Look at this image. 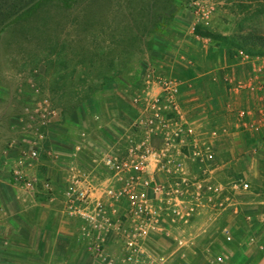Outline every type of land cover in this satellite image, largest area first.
Returning a JSON list of instances; mask_svg holds the SVG:
<instances>
[{
    "label": "crops",
    "instance_id": "crops-1",
    "mask_svg": "<svg viewBox=\"0 0 264 264\" xmlns=\"http://www.w3.org/2000/svg\"><path fill=\"white\" fill-rule=\"evenodd\" d=\"M183 1L168 4L149 28L143 22L153 19L152 13L146 19L130 17L137 32L130 38L117 32L112 16L96 27L100 32L89 58L76 47L59 49L76 36L70 29L59 34L60 44L48 55L50 66L29 78L31 88L23 73L0 78V264H91L82 220L66 209L65 192L78 180L98 201L106 199L110 186L121 184L107 160L124 156L136 125L163 94L160 79L179 84V107L166 128H157L155 145L166 148L173 161L158 170L155 182L170 189L186 177L190 186L176 200L177 214L167 211L171 196L163 193L164 211L149 223L128 218L123 205L114 206L102 264H159L161 251L179 242L182 231L211 230L214 214L233 217L250 210L264 236V144L257 130L264 128V93L239 88L254 71L232 58L234 49L245 48L229 44L234 40L260 50L264 33L247 28L246 13L225 20L214 0ZM197 4L207 11H197ZM128 5L114 1L112 13ZM146 9L153 10V3L147 2ZM197 26L216 38L208 43L198 38ZM243 108L249 113L245 125L237 116ZM181 122L193 128L204 150L211 148L214 159L194 154L191 142L177 143ZM30 148L41 156L28 171L53 183L52 201L32 199L11 179L15 167L28 165ZM162 161L153 164L160 167ZM230 175L251 189L236 187ZM256 249L252 264H264V241Z\"/></svg>",
    "mask_w": 264,
    "mask_h": 264
},
{
    "label": "rangeland",
    "instance_id": "rangeland-1",
    "mask_svg": "<svg viewBox=\"0 0 264 264\" xmlns=\"http://www.w3.org/2000/svg\"><path fill=\"white\" fill-rule=\"evenodd\" d=\"M37 1L39 0H0V78L15 72L23 73L27 75V88H31L29 78L34 76L36 70L45 71L50 66L52 60L48 55L54 50V46L60 44L55 38L59 34L68 33V29L69 33L76 36L61 42L59 49L68 51L71 47H76L83 50L85 57L89 58L94 56L95 48L92 46L95 45V35L100 32L96 27L107 23L112 16L117 32L130 38L137 33L136 30L132 31L130 17L146 19L152 13L153 19L143 22L145 28H149L156 23V16L166 12L168 4L185 3L183 0H42L30 17L13 22L15 18L25 15ZM114 1L121 5L128 2L129 5L112 13L111 5ZM214 1L221 9L220 16L225 20L229 21L231 17H240L241 13H246L244 21L247 28L252 27L264 33V0ZM147 2L153 3V10L146 9ZM256 10L258 11L255 12ZM3 23L9 24L1 28ZM194 34L216 38L214 34L204 33L198 26L194 28ZM229 44L232 48L243 47L253 53H264V48L253 49L249 45L236 44L234 40H230ZM39 81L42 83L40 85L45 83L41 77ZM31 161L27 160L30 166L33 162H38ZM230 177L231 180L239 179L233 178L234 175ZM251 187L249 183L247 189ZM243 213L244 210H241L233 217L213 213L210 220H215V224H212L213 228L210 227L208 232L182 231L178 236L179 242L161 251L164 261L160 260L159 264H252L256 247L263 243L264 236L260 234V223L252 211Z\"/></svg>",
    "mask_w": 264,
    "mask_h": 264
},
{
    "label": "built area",
    "instance_id": "built-area-1",
    "mask_svg": "<svg viewBox=\"0 0 264 264\" xmlns=\"http://www.w3.org/2000/svg\"><path fill=\"white\" fill-rule=\"evenodd\" d=\"M197 11L203 13L207 10L203 5H195ZM206 43L211 41V36L197 35ZM232 58L235 62H242L247 68L253 69V73L248 80L239 81L240 89H250L258 93H264V53H253L242 48L234 49ZM160 86L163 94L156 98L148 108V114L136 125L135 135L131 137L125 147L124 156L121 158H109L108 164L118 177H122L121 184L110 186L105 190V200L92 201L89 188L79 187L78 180L65 192V207L76 218L82 220V237L86 246L91 264H102L106 259V237L109 228L112 226V217L109 211L117 205H123L125 215L143 223H149L158 218L161 211H164L161 199L163 193L167 192L171 200L167 201L166 209L171 213H178L179 204L177 199L183 196L189 186L190 181L184 177L179 183L170 189L164 182H155V174L158 170H166L173 161L166 148L156 147L158 137V127L166 128V122L173 117L179 107L177 93L179 84L168 79H160ZM135 103H139L138 97L134 98ZM248 110L238 111V122L245 125L248 117ZM261 141L264 144V128L260 129ZM180 136L177 143L191 142V150L194 154L203 153L208 159H214V152L209 146L204 150L195 142L193 128L186 122H181L179 126ZM212 135L217 137L218 130L213 129ZM41 154L39 149H31L26 154V160H38ZM163 160V161H162ZM161 162L160 167L153 162ZM32 162V161H31ZM154 165L153 170L149 166ZM28 165H19L11 172L12 181L24 189L26 195L40 203L49 202L54 199L55 188L49 179L34 176L29 173ZM236 187L248 188L249 183L240 179L232 180ZM194 209L190 211V216Z\"/></svg>",
    "mask_w": 264,
    "mask_h": 264
},
{
    "label": "trees",
    "instance_id": "trees-1",
    "mask_svg": "<svg viewBox=\"0 0 264 264\" xmlns=\"http://www.w3.org/2000/svg\"><path fill=\"white\" fill-rule=\"evenodd\" d=\"M41 1L42 0L37 1L32 7H30V9L25 13V15H22V16H19V17L15 18L13 20V22H16V21H19V20L26 19V18L30 17L34 13V11L40 6ZM10 22L13 23L12 21H10ZM8 24L9 23H3L1 28H4L5 25H8Z\"/></svg>",
    "mask_w": 264,
    "mask_h": 264
}]
</instances>
